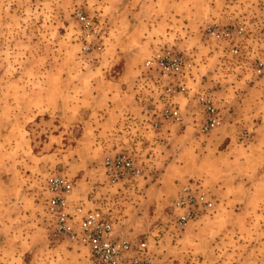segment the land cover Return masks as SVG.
<instances>
[{"label": "rangeland", "instance_id": "rangeland-1", "mask_svg": "<svg viewBox=\"0 0 264 264\" xmlns=\"http://www.w3.org/2000/svg\"><path fill=\"white\" fill-rule=\"evenodd\" d=\"M238 23L243 52L264 57V0H0V264H92L51 235V174L71 182L70 206L108 201L123 217L116 234L147 237L155 264H264V75L202 37ZM168 50L188 56L195 83L176 97L180 121L154 129L166 98L144 64ZM203 88L221 118L207 133ZM118 151L143 168L123 189L103 169ZM189 179L214 206L177 230L172 204Z\"/></svg>", "mask_w": 264, "mask_h": 264}, {"label": "built area", "instance_id": "built-area-1", "mask_svg": "<svg viewBox=\"0 0 264 264\" xmlns=\"http://www.w3.org/2000/svg\"><path fill=\"white\" fill-rule=\"evenodd\" d=\"M245 32L246 27L241 23L225 27L207 25L202 30V37L218 44L225 43L226 52L218 50L222 53V59L229 57L237 69L259 79L264 75V57L248 56L243 52L237 39ZM144 65L147 70L151 69L157 74V86L166 98V104L160 108L150 126L157 129L162 122L180 121L176 97L188 94L191 84L195 83V76L190 74L192 63L188 56L170 50L157 52ZM195 98L204 112L199 132L207 133L221 122L218 109L208 88L196 92ZM103 169L107 184L117 189L126 188V183L138 180L143 174V168L126 151L107 156ZM45 188L49 194L45 213L54 238L66 239L86 248L92 264H155L147 237L133 240L116 234V224L123 222V217L117 215L108 201L99 202L87 210L82 205L70 206L68 196L72 184L59 174L48 176ZM213 206L214 202L204 186L198 180L189 179L178 188L172 204L171 224L175 229L182 230L188 222L210 213Z\"/></svg>", "mask_w": 264, "mask_h": 264}, {"label": "crops", "instance_id": "crops-1", "mask_svg": "<svg viewBox=\"0 0 264 264\" xmlns=\"http://www.w3.org/2000/svg\"><path fill=\"white\" fill-rule=\"evenodd\" d=\"M249 187H251V186H249Z\"/></svg>", "mask_w": 264, "mask_h": 264}, {"label": "bare ground", "instance_id": "bare-ground-1", "mask_svg": "<svg viewBox=\"0 0 264 264\" xmlns=\"http://www.w3.org/2000/svg\"><path fill=\"white\" fill-rule=\"evenodd\" d=\"M212 199V198H211Z\"/></svg>", "mask_w": 264, "mask_h": 264}]
</instances>
